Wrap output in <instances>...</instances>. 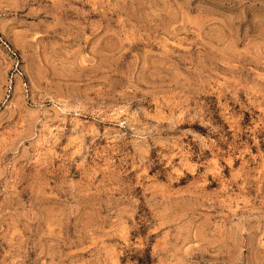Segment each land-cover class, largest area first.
Listing matches in <instances>:
<instances>
[{"label":"rangeland","instance_id":"374dc122","mask_svg":"<svg viewBox=\"0 0 264 264\" xmlns=\"http://www.w3.org/2000/svg\"><path fill=\"white\" fill-rule=\"evenodd\" d=\"M264 264V0H0V264Z\"/></svg>","mask_w":264,"mask_h":264},{"label":"trees","instance_id":"16d2710c","mask_svg":"<svg viewBox=\"0 0 264 264\" xmlns=\"http://www.w3.org/2000/svg\"><path fill=\"white\" fill-rule=\"evenodd\" d=\"M137 260L139 264H150L151 263L150 251L147 250L146 254L143 257L138 258Z\"/></svg>","mask_w":264,"mask_h":264}]
</instances>
